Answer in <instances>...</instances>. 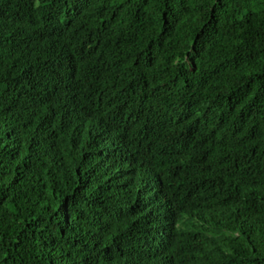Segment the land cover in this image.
<instances>
[{
    "label": "trees",
    "instance_id": "trees-1",
    "mask_svg": "<svg viewBox=\"0 0 264 264\" xmlns=\"http://www.w3.org/2000/svg\"><path fill=\"white\" fill-rule=\"evenodd\" d=\"M0 264H264V0H0Z\"/></svg>",
    "mask_w": 264,
    "mask_h": 264
}]
</instances>
